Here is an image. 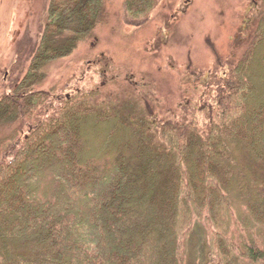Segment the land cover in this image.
Returning <instances> with one entry per match:
<instances>
[{
	"label": "trees",
	"instance_id": "16d2710c",
	"mask_svg": "<svg viewBox=\"0 0 264 264\" xmlns=\"http://www.w3.org/2000/svg\"><path fill=\"white\" fill-rule=\"evenodd\" d=\"M158 2L124 15L145 23ZM262 4L227 52L210 40V63L173 66L169 104L128 74L46 87L108 20L105 0H47L0 96V264H264Z\"/></svg>",
	"mask_w": 264,
	"mask_h": 264
},
{
	"label": "rangeland",
	"instance_id": "374dc122",
	"mask_svg": "<svg viewBox=\"0 0 264 264\" xmlns=\"http://www.w3.org/2000/svg\"><path fill=\"white\" fill-rule=\"evenodd\" d=\"M263 2L159 0L149 19L136 24L125 17L124 0H105L108 20L97 25L91 37L80 41L72 55L47 66L45 86L59 88L70 82L71 87L64 93L73 91L74 86L116 89L119 85L114 81H122L128 74L141 89L142 80H153L157 94L173 104L177 99L173 66H184L189 60L195 65L210 63V40L227 52L236 44L249 10L260 9ZM46 3L47 0H0V96L26 69L46 18ZM25 44L27 52L12 72V64ZM9 129V125L0 127V135Z\"/></svg>",
	"mask_w": 264,
	"mask_h": 264
}]
</instances>
